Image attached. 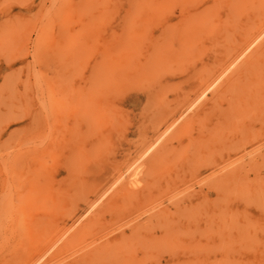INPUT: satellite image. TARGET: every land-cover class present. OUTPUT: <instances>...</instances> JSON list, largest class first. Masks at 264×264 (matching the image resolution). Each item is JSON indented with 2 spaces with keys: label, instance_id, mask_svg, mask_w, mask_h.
I'll list each match as a JSON object with an SVG mask.
<instances>
[{
  "label": "rangeland",
  "instance_id": "1",
  "mask_svg": "<svg viewBox=\"0 0 264 264\" xmlns=\"http://www.w3.org/2000/svg\"><path fill=\"white\" fill-rule=\"evenodd\" d=\"M253 9L0 0V264H264V165L216 180L220 165L207 166L198 142L203 120L186 109ZM158 135L167 153L152 197L105 209L67 243L71 223L100 203L89 202L94 192ZM171 201L178 210L165 228L130 233L153 204ZM102 242L107 254L80 260Z\"/></svg>",
  "mask_w": 264,
  "mask_h": 264
},
{
  "label": "bare ground",
  "instance_id": "2",
  "mask_svg": "<svg viewBox=\"0 0 264 264\" xmlns=\"http://www.w3.org/2000/svg\"><path fill=\"white\" fill-rule=\"evenodd\" d=\"M244 1L254 9L241 42L231 45L221 63L206 71L200 94L186 108L192 113L191 117L199 116L203 120L198 142L208 155L207 166L220 165L212 173L216 180L241 174L247 166L264 165V12L259 10L264 0ZM137 99L135 96L130 100ZM160 137L155 136L145 144L140 156L145 155V158H141L127 173H117L107 185L94 192L89 202L93 204L98 200L100 203L93 211L87 208L86 211L91 212L77 226H74L77 220L71 223L70 227L74 228L65 240L67 243L72 235L84 229L105 209L152 197L161 176V162L167 153L166 144L156 146ZM28 183L34 190L32 187L36 184ZM73 188L82 189L83 186L75 184ZM178 205L179 201L161 206L153 204L145 217L128 225L130 233H139L154 226L165 228L172 208L176 211ZM26 234L31 236L34 232L27 230ZM124 237L123 230L112 243V248ZM106 245L103 242L95 245L80 260H85L86 256L94 259L107 254L111 246Z\"/></svg>",
  "mask_w": 264,
  "mask_h": 264
}]
</instances>
